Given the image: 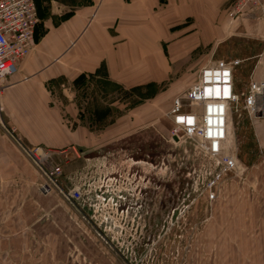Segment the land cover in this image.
Returning a JSON list of instances; mask_svg holds the SVG:
<instances>
[{
  "label": "rangeland",
  "instance_id": "1",
  "mask_svg": "<svg viewBox=\"0 0 264 264\" xmlns=\"http://www.w3.org/2000/svg\"><path fill=\"white\" fill-rule=\"evenodd\" d=\"M236 1L224 5L219 28L172 29L178 40L162 43L172 48L171 67L158 82L126 89L87 75L55 86L57 95H74L81 113L93 108L115 122L136 105L155 103L157 117L113 141L98 140L80 158L40 146L62 171L47 193L44 167H36L30 188L20 174L0 179V264H264V4L229 16ZM218 61L233 65L238 101L228 115L227 151L239 170L222 174L209 200L207 182L219 167L194 141L171 139L167 113L185 90L179 87ZM253 84L261 92L250 109L245 96ZM74 189L78 199L66 195Z\"/></svg>",
  "mask_w": 264,
  "mask_h": 264
},
{
  "label": "crops",
  "instance_id": "2",
  "mask_svg": "<svg viewBox=\"0 0 264 264\" xmlns=\"http://www.w3.org/2000/svg\"><path fill=\"white\" fill-rule=\"evenodd\" d=\"M230 1L34 0L38 23L33 47L6 78L0 94L4 121V126L0 124V179L20 174V183L29 188L38 180L37 166L25 156L22 145L72 150L73 158H80L98 140L113 141L154 121L155 103L136 105L113 122L111 114L93 108L81 113L74 95L65 98L64 90L57 95L55 86L87 75L126 89L158 82L171 67L166 60L172 48L162 43L178 40L172 29L188 23L192 28H219L224 5ZM179 88L184 90L186 85ZM97 124L104 126L98 130ZM11 127L16 136L8 133ZM5 191L9 193L10 188Z\"/></svg>",
  "mask_w": 264,
  "mask_h": 264
},
{
  "label": "built area",
  "instance_id": "3",
  "mask_svg": "<svg viewBox=\"0 0 264 264\" xmlns=\"http://www.w3.org/2000/svg\"><path fill=\"white\" fill-rule=\"evenodd\" d=\"M263 4L264 0H237L232 4L228 15L233 16L246 5L262 7ZM37 23L34 0H0V94L6 78L16 72L18 62L32 49ZM233 79L231 63L218 61L203 66L197 80L182 94L173 98L167 113L171 120V139L175 143L186 139L194 141L198 149L208 155L214 167H219V171L207 182V187L210 188L207 192L209 200L215 198V190L222 174L239 170L235 157L227 151L228 115L231 104L238 101ZM260 90L256 84L251 86L245 96L247 108L253 109L257 105ZM260 96H264V88ZM14 131L13 127L9 130L11 134ZM17 140L20 141L18 138ZM22 149L37 167H44L41 189L47 193L57 186L62 171L59 164L47 163L51 159V150L26 145H22ZM66 195L78 199L81 192L74 189L67 191Z\"/></svg>",
  "mask_w": 264,
  "mask_h": 264
},
{
  "label": "bare ground",
  "instance_id": "4",
  "mask_svg": "<svg viewBox=\"0 0 264 264\" xmlns=\"http://www.w3.org/2000/svg\"><path fill=\"white\" fill-rule=\"evenodd\" d=\"M264 97V96H263ZM264 110V109H263Z\"/></svg>",
  "mask_w": 264,
  "mask_h": 264
},
{
  "label": "snow or ice",
  "instance_id": "5",
  "mask_svg": "<svg viewBox=\"0 0 264 264\" xmlns=\"http://www.w3.org/2000/svg\"><path fill=\"white\" fill-rule=\"evenodd\" d=\"M182 119V118H181Z\"/></svg>",
  "mask_w": 264,
  "mask_h": 264
}]
</instances>
